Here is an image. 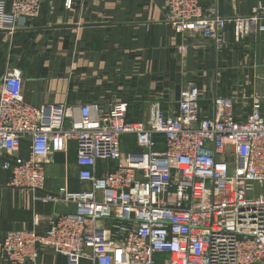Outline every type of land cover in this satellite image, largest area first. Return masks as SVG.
I'll list each match as a JSON object with an SVG mask.
<instances>
[{"label":"built area","instance_id":"1","mask_svg":"<svg viewBox=\"0 0 264 264\" xmlns=\"http://www.w3.org/2000/svg\"><path fill=\"white\" fill-rule=\"evenodd\" d=\"M166 1L177 35H212L220 54L229 26L236 43L264 29V0L246 17H224L219 0ZM44 3L10 0V18H38ZM72 5L66 0V9ZM24 94L21 79L7 78L0 88V149L16 153L30 141L24 160L2 164L6 187L42 192V159L75 142L79 178L91 191L44 196L43 202L69 203L74 210L56 215L44 233H7L1 264H42L44 248L87 257L85 232L100 219L112 221L115 253H94L95 264H264V76L245 116L233 98L217 96L205 118L197 85L181 98L179 115L157 109L147 123L129 119L117 103L71 104L46 115ZM155 135L163 137V149ZM123 136H134L140 151L125 155ZM98 162L115 168L99 177Z\"/></svg>","mask_w":264,"mask_h":264},{"label":"crops","instance_id":"2","mask_svg":"<svg viewBox=\"0 0 264 264\" xmlns=\"http://www.w3.org/2000/svg\"><path fill=\"white\" fill-rule=\"evenodd\" d=\"M45 0L35 19L13 22L10 0H0V88L7 78L25 81V102L46 115L71 104H124L131 120L149 122L157 109L178 115L181 98L191 85L201 88V109L211 117L217 96L234 99L239 116L251 113L252 93L264 76V29L236 43L233 26L225 31L220 54L212 35H177L168 21L166 0ZM263 0H219L224 17H246ZM264 26V23H263ZM159 149L164 139L155 135ZM122 151L139 152L134 136H123ZM26 140L20 151L0 149V247L11 231L46 232L56 215L72 212L65 202H43L46 195L85 193L91 186L80 181L77 144L64 153L42 159L45 185L35 194L6 187L5 161L18 163L29 153ZM110 162H98L96 173L113 171ZM112 221L100 219L84 235L87 257H63L53 248L41 251L42 264H95L96 252L115 253ZM1 264V262H0ZM31 264V263H26Z\"/></svg>","mask_w":264,"mask_h":264},{"label":"water","instance_id":"3","mask_svg":"<svg viewBox=\"0 0 264 264\" xmlns=\"http://www.w3.org/2000/svg\"><path fill=\"white\" fill-rule=\"evenodd\" d=\"M180 100H181V95H180V91L179 89H177V97H176V109L178 111V115H179V112H180Z\"/></svg>","mask_w":264,"mask_h":264},{"label":"rangeland","instance_id":"4","mask_svg":"<svg viewBox=\"0 0 264 264\" xmlns=\"http://www.w3.org/2000/svg\"><path fill=\"white\" fill-rule=\"evenodd\" d=\"M260 86H261V85H260ZM242 163H245V160H243Z\"/></svg>","mask_w":264,"mask_h":264}]
</instances>
